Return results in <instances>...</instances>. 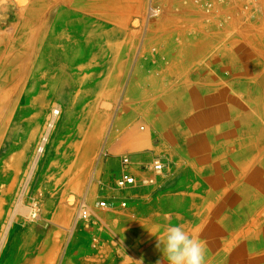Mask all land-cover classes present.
Listing matches in <instances>:
<instances>
[{
    "label": "rangeland",
    "instance_id": "374dc122",
    "mask_svg": "<svg viewBox=\"0 0 264 264\" xmlns=\"http://www.w3.org/2000/svg\"><path fill=\"white\" fill-rule=\"evenodd\" d=\"M80 1L70 0L61 8L59 0H0V41L15 22L28 18L32 28L41 27L42 49L29 53L28 76L20 88L15 89V79L0 87V240L12 220V241L9 238L2 244L3 264H73L90 254L98 263L157 264L163 256L167 264L163 245L160 250L156 244L158 238L164 239L169 226L177 225L202 243L206 258L226 246L246 251L239 258L218 259L214 264H263L264 225L259 220L264 219V205L247 210L257 197L250 198L249 194L246 202L239 195L240 190L224 180V185L231 187L217 189L220 203L214 207L206 196L207 190L212 189L205 186L201 171L191 180L186 179L191 164L169 140L168 132L154 124L157 116L147 114L150 108L154 113L175 112L176 101L169 95L174 89L179 93L181 84L173 87L167 86V81H139L130 100L127 94L145 45L152 51L177 48L184 38L187 46H199L198 41L201 42L204 59L224 50L237 54L244 51L238 48L250 40L245 30L251 22L264 25L261 5L246 9V4L236 3L231 7L235 17L219 21L204 19L192 0H87L86 12L74 8ZM8 5L18 15L4 19ZM64 15L70 18L63 19ZM4 22L8 23L6 27ZM69 31L78 37H73L72 46L62 53L56 37ZM214 33L223 36L214 38L215 46L203 47V36ZM35 36L29 35L28 41ZM225 43H233L234 47L224 49L221 46ZM20 54L21 51L7 53L12 61ZM62 54L65 58L60 61ZM166 54L172 55L175 62L172 52ZM163 55V50H146L142 61L152 62L154 57L161 61ZM2 72L4 69H0ZM257 85L264 96V83ZM152 89L158 90V97L150 95L153 98L146 103L152 102L153 107L144 105L140 97ZM55 90L58 93L53 95ZM164 94L166 100L160 98ZM54 107L61 113L57 116L59 128L57 124L52 159L47 161L51 140L30 176L32 159ZM82 124L89 133L99 130L100 139L90 164H72L70 169L78 174L70 178L63 172L65 163L61 158ZM134 129L138 139L146 134L144 143L118 144L115 140L117 131L128 136ZM124 156L131 159L138 179L135 186L121 188L118 177ZM158 159L164 170L147 171ZM82 169H87L84 176ZM148 179L153 182H145ZM252 187L256 189L255 185ZM176 196L188 203H175ZM83 199L91 212L76 225V212ZM125 201L127 205L123 206ZM207 204L208 209L204 210ZM214 219L219 220L218 227L209 225ZM251 220L254 225L245 228ZM73 225L76 231L72 233ZM239 233L244 235L239 243H231L232 234ZM78 237L79 245L74 244ZM99 251L111 254L104 256ZM228 256L232 254L225 257Z\"/></svg>",
    "mask_w": 264,
    "mask_h": 264
},
{
    "label": "crops",
    "instance_id": "0c3cea01",
    "mask_svg": "<svg viewBox=\"0 0 264 264\" xmlns=\"http://www.w3.org/2000/svg\"><path fill=\"white\" fill-rule=\"evenodd\" d=\"M60 1H62L63 6L61 8H63L64 4L66 5L70 0H59V2ZM86 1L87 0H82L76 3L74 8L81 12H86ZM7 7L8 9H4V19L10 18L11 14L18 15L11 5ZM62 17L63 19L70 18L66 15ZM13 18L16 19V17ZM4 23L6 27L8 23ZM250 26L251 27L247 31L245 30V36H250V40L247 41L245 45H242L241 48H238L244 51L235 54L237 51L224 50L221 53L212 54L213 56L210 55L207 60L204 59L205 53L200 50V41H198L199 46L195 43H192V46H187V43L183 40L184 38H182L181 44L177 48L157 49L156 51H164V58L159 61L158 58L154 57L152 62L142 61L143 53H145L146 50L156 52L145 45L138 59V68L131 82L132 89L130 88L127 93L130 96V100L131 97L134 96L133 89L139 81H167V86L174 85L173 87L181 84L179 93H176L174 89L169 95L170 99L176 101L175 112L160 110L159 113H154L150 108L147 114L157 116L156 123L154 124H156L162 132H168L170 135L169 140L176 146L179 153L191 164V170L186 179L191 180L193 176L195 177L196 173L199 175L201 171L202 176H204L203 179L206 181L205 186L208 187V189H212L207 190L206 196L207 199L214 204V207L216 204L220 203L219 195L217 196V189L219 190L220 188V191H222L224 187L225 189L231 187L228 183L224 185V180H228L232 186L238 188V190H240L239 195L243 196L253 192V189L250 187V185L252 186V181L264 173V96L260 94L256 87L258 83L260 85L264 83V70L262 72V69H264V58L258 54V51H264V25L262 22L258 24L256 21H252ZM39 29L32 28L28 18H26L15 22L11 28L6 31L7 33L4 32L5 34L2 36V41H0V69H4V72L0 73V87L3 83L6 84L13 78L17 79L20 76L22 80H24V77L28 76L29 53H38L42 50L41 47L39 48ZM204 33V35L207 34L206 32ZM214 34L215 35L203 36V47L208 48L209 46H215L213 42L214 38L217 37L218 39V37L220 38L223 36L222 33ZM29 35L37 36L29 42L27 38ZM73 37H78L76 32L73 31L59 33L57 35L56 44H61V48L59 49L61 50L60 52L65 53V51L72 46V40L74 41ZM258 39L262 41L260 42ZM211 43L212 45H210ZM233 45V43H225L221 47L227 49L234 47ZM174 49L181 52L185 51L186 54L188 53L187 58L183 54L184 59L180 61V64L173 65L175 62L171 59L172 55L166 54V52H172ZM12 51H21V54L14 60L15 63L9 57L10 55H7L8 52ZM63 57L65 58L62 54L59 60L62 61L64 59ZM191 58L194 59L192 60ZM14 68L16 69L15 71ZM235 69L236 72L244 71L247 74V78L238 75L234 71ZM257 69H259V72ZM224 84L228 86L225 89L222 88ZM161 85L163 84L161 83ZM163 90L165 89L163 88ZM157 93L158 90L152 89L151 93L148 92L147 95H140L144 102L143 104L151 105L152 102L146 103V101L149 99L152 100L153 97H158ZM53 95H55V91H53ZM150 95L153 97H150ZM165 97L164 94L160 98L166 100ZM244 99H248V101ZM184 105H188V108L181 111ZM253 109H256L255 111L260 118L256 117ZM244 118L247 120L243 121ZM82 127L84 128L85 126L82 124L79 127L81 129L78 128L76 136H74L75 140H73L70 148L61 158L65 163V165L62 166L63 172L67 173V176L70 178L78 174L74 171L75 169H70L72 164L81 162L85 165L90 164L100 139L99 130L89 133L83 130ZM135 133V129L129 132L128 136L126 135L127 133L125 134L117 131L115 133V140L118 144L127 143L130 145H137L138 143H144V140L147 138L146 134H143L144 137L142 136L141 139H138L140 136L136 138L137 134ZM133 135L135 138H133ZM222 139L226 140V143H224ZM191 143L193 147H191ZM193 143L196 145L195 147ZM53 144L56 145V132L52 144H50L47 161L52 159ZM82 170L83 171H80L82 174L81 176H84L87 169H85V171L84 169ZM129 170L135 175L137 180L138 176L133 168V164L130 166ZM146 170L149 171V167L146 168ZM174 200L175 203H180V205L188 203V201L179 196H176ZM81 201L87 203L86 199ZM208 205L209 204L206 205L204 210L208 209ZM256 205H259V202L254 206ZM251 206L252 205H249L247 210L250 209V211H253ZM217 210H219V208ZM75 221L76 225L82 221L77 220V212ZM259 221L261 222L259 223L260 225H264L263 218ZM209 225L218 227L220 222L214 219L212 224L210 222ZM253 225L254 222L251 220L249 224H246L245 228L249 229ZM249 232L250 231L247 233ZM242 235L243 233L232 234L231 243H239ZM80 239L81 238L78 237L74 244L78 243L79 245ZM241 243H243V241ZM236 249L237 248L233 246L231 248L227 246L223 247L210 258H206L207 256H205V259H210L209 262L207 260L206 264H214V261L218 259L229 260V258H239L243 252H246L245 249ZM228 250L229 252H227ZM86 251L90 252V250ZM262 252H264V250ZM90 253L96 254V251H91ZM229 253L232 254V257H225ZM234 253L236 254L235 256H233ZM99 254L108 256L111 253L108 252V254H106L99 251ZM90 255L91 257L85 255V257L78 259L73 264H114L112 261L104 263L95 262L96 257L92 254ZM255 257H257V255H255ZM257 258H260V256ZM71 259L72 257L70 261ZM159 261L160 264H164V257H160Z\"/></svg>",
    "mask_w": 264,
    "mask_h": 264
},
{
    "label": "built area",
    "instance_id": "2783aa9c",
    "mask_svg": "<svg viewBox=\"0 0 264 264\" xmlns=\"http://www.w3.org/2000/svg\"><path fill=\"white\" fill-rule=\"evenodd\" d=\"M202 11V16L207 20H230L235 17V12L231 10L232 5L236 3L246 4L245 8L261 5V10L264 16V0H192ZM132 165L131 159L128 156L122 158L123 172L118 179V185L121 188L134 186L137 183L136 177L130 172L129 168ZM149 170L157 173H161L164 170L163 163L158 159L155 160L150 166ZM145 182L152 183V179H148ZM126 202L122 203L126 206ZM88 204L85 201H81L78 206L77 220L86 219L89 217L91 209L88 208Z\"/></svg>",
    "mask_w": 264,
    "mask_h": 264
},
{
    "label": "bare ground",
    "instance_id": "6f19581e",
    "mask_svg": "<svg viewBox=\"0 0 264 264\" xmlns=\"http://www.w3.org/2000/svg\"><path fill=\"white\" fill-rule=\"evenodd\" d=\"M153 9V8H152ZM151 9V10H152ZM209 39V38H208ZM184 40V39H183ZM2 41V40H1ZM170 52V51H169ZM184 54V56L187 58V55H188V53L186 54V52L184 51V52H181V51H178V50H176V49H174V51H172V54L173 55H175L174 56V60H175V63H174V65H176V64H180V61L182 60V59H184V57H183V54ZM258 54L259 55H261L262 56V54L264 55V51H258ZM222 55V54H221ZM256 55V54H255ZM213 56V55H212ZM215 56V55H214ZM238 56V55H237ZM259 58V57H258ZM192 60L194 59V58H191ZM226 59V58H225ZM207 60V59H206ZM230 61V60H229ZM12 66H14V65H12ZM237 67V66H236ZM175 68H177V67H175ZM235 72H236V69L234 70ZM20 72V71H19ZM234 72V73H235ZM238 75H240L241 77H245V78H247V74L244 72V71H238V72H236ZM235 73V74H236ZM8 74H9V72H8ZM233 75V74H232ZM15 78H13L12 80H14ZM249 80V79H248ZM20 81H22V78L19 76L17 79H15V81H14V83H15V85H16V87H15V89H17V88H20L19 86H20ZM225 85V84H224ZM250 86V85H249ZM226 87H228L227 85H225V87L223 88V89H225ZM256 87L258 88V90L260 89L259 88V86L258 85H256ZM214 91V90H213ZM221 91H222V89H221ZM57 91L55 90V93H56ZM58 93V92H57ZM254 93V92H253ZM59 96L61 95V94H58ZM245 97V96H244ZM2 98L3 97H0V103L2 102ZM246 98V97H245ZM206 99V98H205ZM245 101H248V99H244ZM214 101V100H213ZM211 102V101H210ZM216 103V102H215ZM251 103V102H250ZM217 104V103H216ZM208 105V104H207ZM232 105V104H231ZM203 106V105H202ZM222 107H224V106H222ZM232 107V106H231ZM188 108V105H184L183 107H182V109H181V111L183 110V109H187ZM205 108V107H204ZM230 108V107H229ZM216 111H217V109H216ZM200 112V111H199ZM203 112V111H202ZM61 113V110H57V108L56 107H54V110H53V113H52V115L50 116V118H49V120H48V122H47V125H46V127H45V131H44V133H43V135H42V137H41V141H40V143H39V145H38V147H37V150H36V154H35V156H34V158L32 159V162H31V165H30V172H31V169L33 170L34 168H35V166L37 165V163L39 162V159L41 158V156L44 154V152L46 151V148H47V143L49 142V141H53V139H54V136H52V135H54L55 134V132H56V125L58 124V128H59V123L57 122V116L59 115ZM222 113V112H221ZM223 114V113H222ZM205 115V114H204ZM210 115V114H209ZM211 115H212V113H211ZM191 117V116H190ZM253 117V116H252ZM182 118V117H181ZM60 120H61V118H60ZM59 121V120H58ZM187 122V121H186ZM220 124V123H219ZM189 125V124H188ZM220 125H223V124H220ZM61 127V126H60ZM187 127V126H186ZM189 127V126H188ZM85 128V127H84ZM220 129V128H219ZM184 131V130H183ZM88 132V131H87ZM205 134V133H204ZM211 134V133H210ZM50 136H52L53 137V139H52V137H51V139H50ZM87 136V135H86ZM202 138V137H201ZM96 140H97V138H96ZM199 141V140H198ZM190 142H191V140H190ZM198 143V142H197ZM82 144V143H81ZM188 145H190V144H188ZM193 145H194V143H193ZM196 145H194V147H195ZM191 147H193L192 146V143H191ZM87 149V148H86ZM196 149V148H195ZM198 150H199V148H198ZM89 152H90V148H89ZM37 167H39V166H37ZM261 172V171H260ZM262 173V172H261ZM31 174H32V172L30 173V176H31ZM224 177V176H223ZM255 180H257V182L256 183H253L252 185L254 186L255 185V190H252L253 192L250 194V198H251V196H256L257 197V199L256 200H258L259 201V204H263L264 205V173H263V175H260L257 179H255ZM254 187H252L251 186V189H253ZM245 192V191H244ZM241 196V195H240ZM242 197H245V201L247 202V199H249V194H246V195H243ZM251 200V199H250ZM256 200H254L253 202H250V204L252 205V207L255 205V204H257V203H254ZM14 220V219H13ZM11 225H12V220H10V223L8 224V225H6V227H5V229H4V233H2L3 235H2V237H1V240H0V264H3V261H4V257H3V255H2V253H1V250H2V244H4L5 242H7L8 240H9V238H10V233H11ZM72 233H73V231L75 230V225H73V227H72ZM76 231V230H75ZM11 239V238H10ZM12 241V239L10 240V242ZM35 242V241H34ZM7 244V243H6ZM33 244V243H32ZM9 247V246H8ZM108 248H109V246H108ZM112 249V248H111ZM5 251V250H4ZM111 252L113 251V250H110ZM108 254V253H107ZM243 262L245 261V260H242ZM17 264V263H16ZM41 264V263H40ZM264 264V263H263Z\"/></svg>",
    "mask_w": 264,
    "mask_h": 264
},
{
    "label": "clouds",
    "instance_id": "9594fccd",
    "mask_svg": "<svg viewBox=\"0 0 264 264\" xmlns=\"http://www.w3.org/2000/svg\"><path fill=\"white\" fill-rule=\"evenodd\" d=\"M166 256L167 264H206L202 243L192 237L182 225L169 226L164 239L158 238L156 247ZM160 264V261H157Z\"/></svg>",
    "mask_w": 264,
    "mask_h": 264
}]
</instances>
